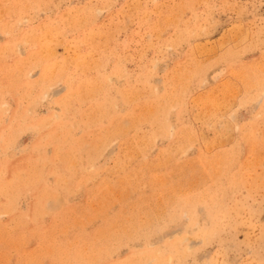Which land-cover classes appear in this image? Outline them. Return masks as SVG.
<instances>
[{
  "label": "rangeland",
  "instance_id": "rangeland-1",
  "mask_svg": "<svg viewBox=\"0 0 264 264\" xmlns=\"http://www.w3.org/2000/svg\"><path fill=\"white\" fill-rule=\"evenodd\" d=\"M0 264H264V0H0Z\"/></svg>",
  "mask_w": 264,
  "mask_h": 264
}]
</instances>
